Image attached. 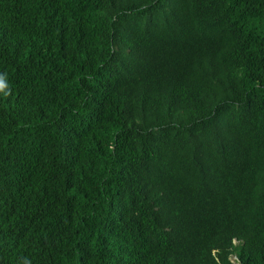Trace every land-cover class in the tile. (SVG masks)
Masks as SVG:
<instances>
[{
  "label": "trees",
  "instance_id": "1",
  "mask_svg": "<svg viewBox=\"0 0 264 264\" xmlns=\"http://www.w3.org/2000/svg\"><path fill=\"white\" fill-rule=\"evenodd\" d=\"M0 264H264V0H0Z\"/></svg>",
  "mask_w": 264,
  "mask_h": 264
}]
</instances>
